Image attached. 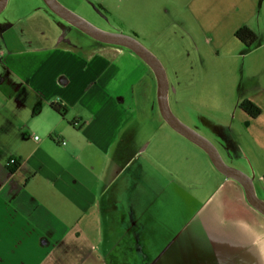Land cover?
Listing matches in <instances>:
<instances>
[{"label": "crops", "instance_id": "obj_1", "mask_svg": "<svg viewBox=\"0 0 264 264\" xmlns=\"http://www.w3.org/2000/svg\"><path fill=\"white\" fill-rule=\"evenodd\" d=\"M49 11L15 0L0 15V264H264V216L213 165L222 179L183 217L191 193L146 63ZM252 15L216 38L214 69L218 104L260 114L218 122L214 147L264 201V0ZM243 26L249 47L234 38Z\"/></svg>", "mask_w": 264, "mask_h": 264}, {"label": "rangeland", "instance_id": "obj_2", "mask_svg": "<svg viewBox=\"0 0 264 264\" xmlns=\"http://www.w3.org/2000/svg\"><path fill=\"white\" fill-rule=\"evenodd\" d=\"M58 1L94 26L130 35L144 45L163 67L171 112L206 137L221 153L215 136L218 122L234 125L239 110L217 102L216 38L233 41L229 30L234 23H258L259 18L252 12L260 0ZM14 3L15 0H7L0 15H10ZM48 13L55 17L50 11ZM46 23L52 22L47 19ZM162 130L170 133L168 143L174 151L175 181L191 193L189 206L183 210L185 217L222 177L200 148L170 130L167 124H163ZM198 155L205 160L206 168L202 162H197ZM233 164L236 163L233 161ZM233 167L252 176L247 167Z\"/></svg>", "mask_w": 264, "mask_h": 264}, {"label": "water", "instance_id": "obj_3", "mask_svg": "<svg viewBox=\"0 0 264 264\" xmlns=\"http://www.w3.org/2000/svg\"><path fill=\"white\" fill-rule=\"evenodd\" d=\"M7 0H0V11ZM46 6L58 17L76 27L92 39L109 44H116L130 49L140 57L150 68L154 75L156 86V102L161 118L175 132L201 148L208 156L215 169L223 176L237 181L243 191L247 202L264 216V201L258 198L254 192L251 178L244 172L226 164L214 145L204 136L180 121L170 110L167 101V82L162 65L159 60L142 45L136 38L122 33L104 31L80 15L66 8L58 0H43Z\"/></svg>", "mask_w": 264, "mask_h": 264}, {"label": "trees", "instance_id": "obj_4", "mask_svg": "<svg viewBox=\"0 0 264 264\" xmlns=\"http://www.w3.org/2000/svg\"><path fill=\"white\" fill-rule=\"evenodd\" d=\"M234 38L241 42L244 46H251L256 40V34L246 26L240 27L234 32ZM238 110L242 111L248 119L256 118L260 114V108L257 107L248 99L242 100L238 106ZM57 111L61 110V107L56 106ZM15 166L12 168L14 170Z\"/></svg>", "mask_w": 264, "mask_h": 264}, {"label": "built area", "instance_id": "obj_5", "mask_svg": "<svg viewBox=\"0 0 264 264\" xmlns=\"http://www.w3.org/2000/svg\"><path fill=\"white\" fill-rule=\"evenodd\" d=\"M34 138L36 139L37 137L34 136ZM62 143H64V142H62ZM14 163H15V159L14 158H10L9 161H8V165H12Z\"/></svg>", "mask_w": 264, "mask_h": 264}]
</instances>
